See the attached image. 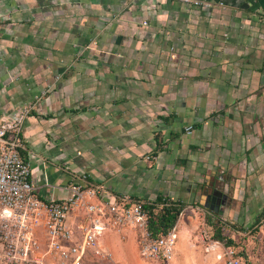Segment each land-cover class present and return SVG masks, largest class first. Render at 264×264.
<instances>
[{
    "label": "crops",
    "instance_id": "1",
    "mask_svg": "<svg viewBox=\"0 0 264 264\" xmlns=\"http://www.w3.org/2000/svg\"><path fill=\"white\" fill-rule=\"evenodd\" d=\"M205 1L0 0V117L31 105L20 155L38 197L62 200L85 175L112 195L179 201L191 210L173 264L222 263L190 244L195 208L228 224L221 185L254 227L264 211V0Z\"/></svg>",
    "mask_w": 264,
    "mask_h": 264
},
{
    "label": "built area",
    "instance_id": "2",
    "mask_svg": "<svg viewBox=\"0 0 264 264\" xmlns=\"http://www.w3.org/2000/svg\"><path fill=\"white\" fill-rule=\"evenodd\" d=\"M174 1L193 8L211 5L205 0ZM30 111V104H22L11 116L0 117V264H84L88 254L109 258L99 247L100 238L106 232L124 229L135 232L144 259L171 261L176 227L154 237L143 200L112 195L85 175L70 182L69 193L62 200L38 197L30 164L20 155L22 128ZM200 239L211 240L209 232L202 231ZM215 248L220 249L216 258L222 264H246L237 249L211 241L207 250Z\"/></svg>",
    "mask_w": 264,
    "mask_h": 264
},
{
    "label": "rangeland",
    "instance_id": "3",
    "mask_svg": "<svg viewBox=\"0 0 264 264\" xmlns=\"http://www.w3.org/2000/svg\"><path fill=\"white\" fill-rule=\"evenodd\" d=\"M221 189L225 190L227 195L229 196L227 203L224 205L222 209V218L227 222L228 226L234 228V231H230L232 234V238L236 243V249L241 252L246 264H264V226H258L254 228L253 225V215L247 209H232L233 201L231 199L230 188L225 186H220ZM234 189V188H233ZM232 189V190H233ZM250 194V193H248ZM242 195V193L240 194ZM237 198V197H236ZM190 208L185 207L180 214L178 220L182 219L184 215H190ZM195 214L192 215L194 224L190 230L191 239L190 244L193 249H202L204 252L208 251L207 247L211 244L212 240L202 241L200 239V234L202 231H208L211 233V229L205 225V212L200 208H195ZM233 211L235 213L232 214V217H229V211ZM255 212H261L262 209L254 210ZM237 212V213H236ZM239 213L240 218L238 221L234 220V217ZM242 214V215H241ZM124 230H120V232L111 231L114 235H116L118 242L120 245L128 246V236L123 232ZM130 231V229L128 230ZM177 232V229H176ZM108 233V232H107ZM110 234V232L108 233ZM124 236V237H123ZM134 236V235H133ZM100 244L103 248L110 254L109 258H100L94 254H88L86 259L84 260V264H173V258L168 263H160L158 261L146 260L144 259L140 253L137 243V238L134 236V243L131 246H126V253H120L113 251L109 247L106 248V235L100 239ZM119 245V244H118ZM125 251V250H124ZM222 264V263H219Z\"/></svg>",
    "mask_w": 264,
    "mask_h": 264
},
{
    "label": "trees",
    "instance_id": "4",
    "mask_svg": "<svg viewBox=\"0 0 264 264\" xmlns=\"http://www.w3.org/2000/svg\"><path fill=\"white\" fill-rule=\"evenodd\" d=\"M185 208V204L179 201H172L157 196L153 201H145L144 210L148 215V229L154 237H159L168 233L177 224L178 218ZM264 217V211L261 219ZM205 223L211 227L210 239L219 242L224 247L236 249V243L230 231L233 227L219 222H211L205 217ZM259 223L255 225L257 228ZM241 254V252H239Z\"/></svg>",
    "mask_w": 264,
    "mask_h": 264
},
{
    "label": "water",
    "instance_id": "5",
    "mask_svg": "<svg viewBox=\"0 0 264 264\" xmlns=\"http://www.w3.org/2000/svg\"><path fill=\"white\" fill-rule=\"evenodd\" d=\"M214 196H216L217 197V200H216V202L214 203L213 201H214ZM214 196L212 197V201H211V204H210V208H212V207H216L217 209L220 207V205L224 202V200H225V198H226V196L225 195H223V193L222 192H214ZM208 200H210V197H208Z\"/></svg>",
    "mask_w": 264,
    "mask_h": 264
},
{
    "label": "flooded vegetation",
    "instance_id": "6",
    "mask_svg": "<svg viewBox=\"0 0 264 264\" xmlns=\"http://www.w3.org/2000/svg\"><path fill=\"white\" fill-rule=\"evenodd\" d=\"M214 192H216V191H214ZM214 192L209 196L210 197V200H208V202H209V206H210V204H211V201H212V197L214 196ZM215 198H214V203L216 202V200H217V197L216 196H214Z\"/></svg>",
    "mask_w": 264,
    "mask_h": 264
}]
</instances>
